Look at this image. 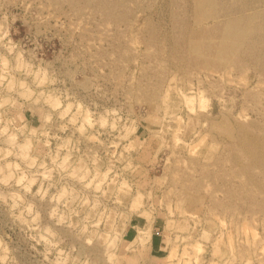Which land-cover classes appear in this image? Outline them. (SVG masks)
<instances>
[{"label": "rangeland", "instance_id": "obj_1", "mask_svg": "<svg viewBox=\"0 0 264 264\" xmlns=\"http://www.w3.org/2000/svg\"><path fill=\"white\" fill-rule=\"evenodd\" d=\"M155 219L157 264H264V0H0V264Z\"/></svg>", "mask_w": 264, "mask_h": 264}, {"label": "crops", "instance_id": "obj_2", "mask_svg": "<svg viewBox=\"0 0 264 264\" xmlns=\"http://www.w3.org/2000/svg\"><path fill=\"white\" fill-rule=\"evenodd\" d=\"M156 222L157 220L155 219L151 224V227L149 229L150 234L149 236H147L148 239L146 238V243L144 245L140 244L139 246H137L139 250H137L135 257L136 264H157V261L162 258L161 253L165 250L164 239L161 237V234L157 232L158 229ZM142 224L139 223V225L137 224L133 226L134 228L132 229H134V231L136 232L134 234H131V238H138Z\"/></svg>", "mask_w": 264, "mask_h": 264}]
</instances>
